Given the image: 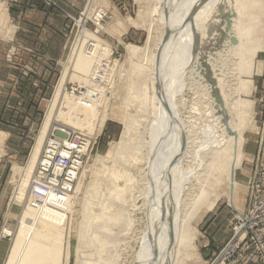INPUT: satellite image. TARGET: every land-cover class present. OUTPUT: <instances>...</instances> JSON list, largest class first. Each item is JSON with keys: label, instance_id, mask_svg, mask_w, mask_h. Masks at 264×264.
<instances>
[{"label": "bare ground", "instance_id": "obj_1", "mask_svg": "<svg viewBox=\"0 0 264 264\" xmlns=\"http://www.w3.org/2000/svg\"><path fill=\"white\" fill-rule=\"evenodd\" d=\"M109 1L89 0L84 21L93 19L98 4L107 10ZM138 1L140 10L135 18L123 20L114 11L109 24L97 23L126 46L122 64L116 60V47L80 26V45L71 50L29 160L14 167L12 203L25 201L27 205L6 264H61L64 252V263L68 264L70 228L65 223L74 203H84L87 211L100 214L97 218L101 219V225L95 223V232L83 231L91 242L84 245L81 240L78 246L95 248L98 258H86L80 264H124L122 247L132 244L135 248L144 240L136 264H200L204 260L193 221L216 207L221 197L227 196L232 202L239 198L243 184L236 178L237 171L248 159L245 133L258 131L252 97L257 81L253 66L257 54L264 50V0ZM8 17L0 2V25H5ZM131 28L147 30L143 45L120 39L122 32ZM214 46L216 55L210 52ZM204 60L215 72L210 81L202 73ZM263 63L259 60L257 73L262 72ZM70 69L85 78L72 74L77 84L65 87L61 96L62 82ZM116 69L118 76L126 74L131 79L128 96L121 89L125 84L122 77L118 87L111 77ZM71 87H81L82 94H73ZM215 88L220 89V95L214 97L211 91ZM113 97L119 98L118 102L124 98V105L132 111L123 117L120 139L105 154L94 156L93 145L103 134ZM139 97L147 100L143 107ZM188 98L192 106L187 111ZM58 102L61 105L56 114ZM60 121L67 127L58 124ZM72 127L89 131L95 138H89L90 146L80 148L82 158L70 192L58 193L52 190L53 181L40 173V166L51 145L76 142L71 140ZM6 137L0 130V156ZM66 158L61 153L53 170L60 171ZM258 159L254 156L252 163ZM87 176L90 179L85 185ZM40 184L48 191H38ZM247 187L250 203L249 183ZM44 196L47 203H60L61 207L39 204ZM143 220L145 232L138 233L136 226Z\"/></svg>", "mask_w": 264, "mask_h": 264}, {"label": "rangeland", "instance_id": "obj_2", "mask_svg": "<svg viewBox=\"0 0 264 264\" xmlns=\"http://www.w3.org/2000/svg\"><path fill=\"white\" fill-rule=\"evenodd\" d=\"M11 1L13 2L15 0H0L3 6L6 7L7 13L9 15L8 22L5 25H0V130L7 133V139L2 149L3 154L0 156V236L5 231V229V232L11 233L10 238H0V241H3V239L6 241L5 243L1 242L0 244L2 245V248L0 250V264H6L5 262L7 254L15 240L16 231L19 229V221L21 218L20 216L23 213L24 207L27 205L25 201L12 203L13 195L16 191V186L14 185L15 178L13 176L15 169L14 167L25 165L29 160V157L35 146L38 133L40 132L43 119L47 114V109L49 108L50 101L53 99L55 91L59 86L58 84L63 77L65 69L64 66L69 59L73 46L79 44V33L81 31L80 26L83 25L91 33L102 37L104 40L116 47V49L118 50L116 60H118L122 64L127 56L126 46L123 43L119 42V40L103 32L97 23L103 26L109 24V22L114 18V11H116V13L123 20H125L128 17L135 18L140 10V2L138 0H110V4L108 5L107 10L106 8H102L98 4V7L96 6V9H99H97L98 11L96 10L95 14L93 15L94 20L91 18H86L87 20L84 21L83 15L87 8L89 0L85 1V5L82 9L75 11L74 13H71L66 8L68 7V5L73 6L77 1L82 0H72L70 2H68L67 0L66 2L63 0H36L43 4V7L50 8L56 12H59L65 19L64 25L63 27H61V31L58 32L59 37H56L58 43L50 49L48 47H32L29 46L30 44L23 42H30L32 39H26L25 35L18 29L17 25L11 22L12 19L9 8ZM19 1L20 0H16L15 3H18ZM36 1L32 0V2ZM11 24H14L16 26L15 30H11ZM122 33L123 35L120 36V39L126 44L141 46L145 43L148 37V32L144 29L142 30L131 28L128 31H124ZM217 44L218 43L216 40V45ZM214 48L215 46L213 48H210V52H212L213 54L215 53L216 55V48ZM47 57L55 58L53 59L54 62L52 61L43 64L44 68L42 69V65L38 64V59H41L40 61H43L45 59H48ZM259 60H262L264 62V50L260 51L257 54L256 61L253 66V78L257 81L252 97L255 100L256 124L258 126V131H247L245 133L246 143L244 151L246 152L248 159L243 161L242 168L237 171L236 176L237 180L241 182L243 186L241 187L239 198L235 202H232V200H230L227 196H223L221 197L222 199L220 198V200L216 204V207H214L207 213H201L197 215L196 219L193 221V226H195L199 231L196 243L199 248L200 257L204 260V262L200 264H209L211 260L214 259V256L219 253V251L225 244L218 251L213 253V255L208 259L211 251L215 249V246L219 243V241L221 242L224 238H226L227 232L230 231L231 235V227L233 226V223L235 221L234 218L239 213L244 212L248 207V173L250 167H252V165L255 166L257 161L256 160L255 163H252V161H254V156L251 155L247 150L248 139H251L254 142L259 141L258 147L260 149V154L255 155V157L256 159L261 158V160L264 161V156L261 154L264 150V138H262L264 137V126H262L264 125V88H262L264 79V63L262 72L257 73ZM134 62L137 61L135 60ZM123 73H125V71ZM202 73L209 81L210 78H213L215 72L214 70H212L210 62H206V60L202 62ZM72 74H75L78 77L85 78L82 73L70 69L69 72L65 74V79L62 82V84L64 83V91H62L63 94L61 96L65 94V87H70L71 85L77 84L75 77H72ZM118 74H120L119 69H116L111 73V77L113 80H116V87H118L117 85L120 84L119 78L122 77V81H124L125 84L121 89L122 92L126 93V96H128V93L131 92V79L127 77L126 74L124 76L121 73L122 75H119L120 77L118 76ZM31 76H33V78H31ZM128 84L130 87H128ZM125 90L129 91L126 92ZM211 95H213L214 97L219 96L220 89L215 88L211 91ZM118 99L116 97H113V99H111L109 102L108 113L110 115H108L105 121V126H103L105 127L103 134L101 135V138L99 139L97 145H95L94 147V156L97 153L105 154L110 148V145L120 139L121 132L124 128L123 120L125 118V113H127L126 115H128L132 111V108L130 106L126 104L124 105V98H121V101L123 102H120V100L118 102ZM61 101H63V99L60 100V102ZM146 102V99L142 98L140 100L139 97V105L141 104L143 107L144 105H146ZM189 102V98L186 103L184 102L186 104L185 106L187 111L189 105L192 106L191 104H189ZM60 105L61 103L58 102V105L56 107V114H58V108L60 107ZM102 107L104 109V106ZM185 112L186 111H184V113ZM219 113L221 112L219 111ZM56 123L57 122L55 120V124ZM58 124L65 125V123L61 121ZM87 161L90 162L91 158H88ZM91 162H94V160H92ZM89 179L90 176H87L84 183L85 185L87 184V181H89ZM140 202L142 204V200H140ZM74 204L75 208L73 209L72 213H67V223H65L67 229H71H68L70 232V257L68 264H77L78 259H80V264L81 261L86 258H88V260L90 258H93V260L98 258V255L94 253L95 248L92 247L87 250L79 249L78 246L81 243V240H83L84 245H87L89 244V242H91L92 239H89V236H85L83 234V231L95 232L96 224L101 225L99 223V220L101 219L97 218V216H100V214H95V212L87 211V208L83 207L84 203ZM113 204L116 205L117 203ZM5 211L7 212V218L5 217L4 219L3 214ZM90 214H95V216H92V218H90ZM89 218L91 221H93L92 225H89ZM69 224H71V226ZM145 226L146 221L143 220L142 223L136 226V232L144 233ZM104 228L111 230V227H107V225H104ZM106 234L108 235L110 233L106 232ZM132 246L133 245L131 244L128 248L122 247L124 248V250L122 251V258L125 261L124 264L137 263L135 259L138 258L139 254H141L144 250L143 247L145 246V240L143 244L135 248H132ZM249 253H252L248 256L250 264H264L263 253H261L254 247L248 250L245 253L243 259H239L236 264H242V261ZM61 259V264H65V252L64 254H62Z\"/></svg>", "mask_w": 264, "mask_h": 264}, {"label": "built area", "instance_id": "obj_3", "mask_svg": "<svg viewBox=\"0 0 264 264\" xmlns=\"http://www.w3.org/2000/svg\"><path fill=\"white\" fill-rule=\"evenodd\" d=\"M38 85V84H37ZM73 94H82V88L71 87ZM64 132H68L60 128ZM71 140L75 143H57L47 148L40 166V173L48 180L53 181L54 187L52 190L58 193L70 192V185L74 182V173L78 172L82 154H79L82 146H90L89 138L95 136L89 131H84L79 128H73ZM61 134V133H60ZM62 136V134H61ZM99 139L94 143L97 145ZM92 147V149H93ZM65 153L67 158L62 162L60 171L53 170V165L59 160V155ZM248 183L251 186V198L248 203V208L236 215L235 224L231 227V235L225 245L221 248L218 254L214 256L210 264H236L238 260L243 259L245 253L256 248L263 253L264 257V161L258 159L252 176ZM38 191L48 187L45 184L37 185ZM42 199L44 206L50 208H60V203H47V198ZM6 231V229H5ZM11 233L4 234L3 238L9 237Z\"/></svg>", "mask_w": 264, "mask_h": 264}, {"label": "crops", "instance_id": "obj_4", "mask_svg": "<svg viewBox=\"0 0 264 264\" xmlns=\"http://www.w3.org/2000/svg\"><path fill=\"white\" fill-rule=\"evenodd\" d=\"M15 1H13V2L11 1L10 6H9L10 15H11V19H12L11 22H13L15 25H17L18 29L23 32L26 39L30 38L33 40V41L31 40L30 42L29 41H23V42L30 44L29 46H32V47H36V48L37 47H40V48L48 47L50 49L55 44H57L58 41H57L56 37H59L58 32L61 31V29H62L61 27H63L64 22H65V19L62 16V14L54 11L53 9L43 7V4H41L40 2H38L36 0H35L36 2H32V0H20L18 3H15ZM63 1L66 2V0H63ZM67 1L70 2L72 0H67ZM85 1L86 0L77 1L75 3V5H73V6L68 5V7L66 9H68L71 13L72 12L74 13L75 11H78L84 7ZM14 24L10 25V26H12L11 27L12 30L16 29V26ZM55 34H57V35H55ZM49 55H50V53H49ZM51 55H52V53H51ZM47 58L48 59H45L43 61H40L41 59H38L39 60L38 64L42 65L41 66L42 69L44 68L43 64H46L48 62H52L53 59H55L52 57H47ZM31 78H33V76H31ZM262 85H263L262 88H264V79H263ZM262 126H264V125H262ZM9 131H11V130H9ZM9 135H10V133H9ZM6 139H7V137H6ZM6 139H5V141H6ZM258 143H259V141L254 142L251 139H248V141H247V144H248L247 150L253 156L260 154V149L258 147ZM261 154L264 156V150ZM253 167H254L253 165H252V167H250L248 176L252 173ZM5 217L7 218V212L6 211L3 214L4 219H5ZM229 237H230V231L226 233V238H224L221 242L219 241V243L215 246V249L213 251H211V254L208 256V259L213 255V253L218 251L225 244V242L229 239ZM1 242L5 243L6 241L3 239V241L2 240L0 241V244H1ZM1 248H2V245H0V250H1ZM250 254H252V253L247 254L246 258L242 261V264H250V260L248 257Z\"/></svg>", "mask_w": 264, "mask_h": 264}]
</instances>
